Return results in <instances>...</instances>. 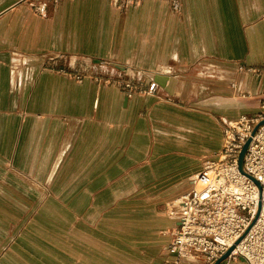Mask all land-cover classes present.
I'll return each mask as SVG.
<instances>
[{
	"label": "crops",
	"instance_id": "0c3cea01",
	"mask_svg": "<svg viewBox=\"0 0 264 264\" xmlns=\"http://www.w3.org/2000/svg\"><path fill=\"white\" fill-rule=\"evenodd\" d=\"M114 1L0 0V264L41 228L21 263L168 264L169 205L261 111L264 0Z\"/></svg>",
	"mask_w": 264,
	"mask_h": 264
},
{
	"label": "built area",
	"instance_id": "2783aa9c",
	"mask_svg": "<svg viewBox=\"0 0 264 264\" xmlns=\"http://www.w3.org/2000/svg\"><path fill=\"white\" fill-rule=\"evenodd\" d=\"M171 1L174 11H180L179 0ZM114 2L129 7L141 0ZM241 70L264 76V70ZM122 86L132 94V82ZM157 89L153 82L147 93ZM261 121L264 103L255 117L242 115L234 124L225 123L221 152L215 160L205 161L192 188L169 209L178 216L179 226L169 246L168 264H215L232 247L229 259L264 264V125L256 130ZM249 139L241 173L239 156Z\"/></svg>",
	"mask_w": 264,
	"mask_h": 264
},
{
	"label": "rangeland",
	"instance_id": "374dc122",
	"mask_svg": "<svg viewBox=\"0 0 264 264\" xmlns=\"http://www.w3.org/2000/svg\"><path fill=\"white\" fill-rule=\"evenodd\" d=\"M152 78L154 80V77H152ZM170 81H172V83L175 84L170 89L172 91H175L177 82H175V81L173 82V80H170ZM253 117H255V115H253ZM261 122H263V121H261ZM224 129H225V125H224ZM173 204L169 205V207H172ZM8 236H12L13 237V241L10 244H12L14 246V247L9 246L8 247V251L9 252L12 251V253L15 256H18L17 258L19 259L20 264H23V263H21V261H22V255L23 254H26L27 256H30V257H35V256L37 257V255L39 253L41 255H47V254L52 255L53 254V250H54L53 247L43 246V244L45 243L44 242L45 240L46 241L52 240V238H53V232L52 231L43 230L42 228L40 230H36V229L30 230L29 229L28 231L27 230H23V231H20V232H16V230H15L14 232H10ZM95 237H96V235H95ZM95 237L93 236V238H94V241H93L94 245H95V243H98L100 245H103V243H105V241H106V238H105L102 241L97 242L98 239L95 238ZM111 238H108V239H111ZM2 239L3 238L0 237V244H1ZM39 244H41V246H39ZM96 247H98V246H96ZM4 248L5 247H3V249ZM103 248H105V247H103ZM110 248H111L110 249L111 250V254H116L117 255L118 248H116V246H110ZM0 249H1V247H0ZM48 251H52V252L51 253H48ZM3 253H5V251ZM62 256H63V258L66 257L65 254H62ZM42 257H44V256H42ZM228 260H230V259L228 258Z\"/></svg>",
	"mask_w": 264,
	"mask_h": 264
},
{
	"label": "water",
	"instance_id": "95a60500",
	"mask_svg": "<svg viewBox=\"0 0 264 264\" xmlns=\"http://www.w3.org/2000/svg\"><path fill=\"white\" fill-rule=\"evenodd\" d=\"M262 125H264V121L263 122H261L258 126H257V128H256V130L260 127V126H262ZM256 130H255V132H256ZM254 132V133H255ZM250 143H251V139H249L247 142H246V144H245V146L243 147V149H242V151H241V154H240V157H239V169H240V171L243 173V163H244V158H245V155H246V153H247V150H248V148H249V146H250ZM239 243V242H238ZM235 249V247H232L224 256H222L215 264H222L224 261H226V260H228V258H229V256L231 255V253H232V251Z\"/></svg>",
	"mask_w": 264,
	"mask_h": 264
},
{
	"label": "bare ground",
	"instance_id": "6f19581e",
	"mask_svg": "<svg viewBox=\"0 0 264 264\" xmlns=\"http://www.w3.org/2000/svg\"><path fill=\"white\" fill-rule=\"evenodd\" d=\"M231 124H234L233 122L231 123ZM240 170V169H239ZM241 172V171H240ZM242 173V172H241ZM177 204V201L175 202V205ZM170 209L172 208V207H169Z\"/></svg>",
	"mask_w": 264,
	"mask_h": 264
}]
</instances>
